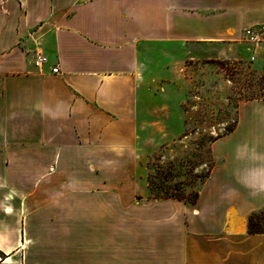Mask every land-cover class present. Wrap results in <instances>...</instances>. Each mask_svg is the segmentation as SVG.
I'll use <instances>...</instances> for the list:
<instances>
[{
	"label": "crops",
	"instance_id": "1",
	"mask_svg": "<svg viewBox=\"0 0 264 264\" xmlns=\"http://www.w3.org/2000/svg\"><path fill=\"white\" fill-rule=\"evenodd\" d=\"M259 25L264 0H0V264H264V99L196 202L149 199L142 157L179 61L264 64Z\"/></svg>",
	"mask_w": 264,
	"mask_h": 264
},
{
	"label": "rangeland",
	"instance_id": "2",
	"mask_svg": "<svg viewBox=\"0 0 264 264\" xmlns=\"http://www.w3.org/2000/svg\"><path fill=\"white\" fill-rule=\"evenodd\" d=\"M175 68L174 76L164 80L173 87L161 92L164 102L158 120L142 126L148 139L142 157L148 177L162 171L155 183H177V193L189 197L219 162L212 154V141L234 129L239 103L264 99V64L253 59H181ZM254 218L261 223L264 217Z\"/></svg>",
	"mask_w": 264,
	"mask_h": 264
},
{
	"label": "trees",
	"instance_id": "3",
	"mask_svg": "<svg viewBox=\"0 0 264 264\" xmlns=\"http://www.w3.org/2000/svg\"><path fill=\"white\" fill-rule=\"evenodd\" d=\"M231 132V131H230ZM217 137L216 139L220 138ZM214 139L212 142H214ZM212 168H210L207 173L203 176V180L209 176ZM162 173L161 170L155 171L153 174H150L148 177V191H149V199L152 200H183L185 202H196L199 197L198 190L193 193V195L189 197L182 196V194L177 193L179 191V184H173L172 186H167L163 183H155L154 180L159 177V174ZM166 176V175H165ZM164 176V177H165ZM178 187V188H177ZM260 225V221L256 220L254 216H251L248 220V228L250 232L256 231V227Z\"/></svg>",
	"mask_w": 264,
	"mask_h": 264
},
{
	"label": "built area",
	"instance_id": "4",
	"mask_svg": "<svg viewBox=\"0 0 264 264\" xmlns=\"http://www.w3.org/2000/svg\"><path fill=\"white\" fill-rule=\"evenodd\" d=\"M244 37L247 42L259 45L264 44V25H259L257 27H251L244 30ZM46 62V58L40 56L34 61L35 67H41ZM58 68H53L52 73H57Z\"/></svg>",
	"mask_w": 264,
	"mask_h": 264
}]
</instances>
